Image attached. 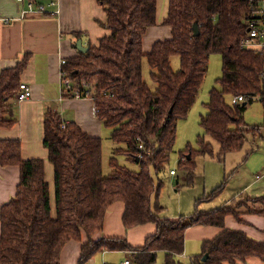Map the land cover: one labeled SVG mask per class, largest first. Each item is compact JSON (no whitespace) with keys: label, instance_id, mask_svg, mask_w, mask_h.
Returning <instances> with one entry per match:
<instances>
[{"label":"trees","instance_id":"16d2710c","mask_svg":"<svg viewBox=\"0 0 264 264\" xmlns=\"http://www.w3.org/2000/svg\"><path fill=\"white\" fill-rule=\"evenodd\" d=\"M98 1L107 14L102 25L110 34L97 46L89 45L87 53L68 59L63 69L70 78L84 79L94 87L97 117L119 145L110 160L112 171L103 175L102 138L89 136L75 122L64 123L60 114L52 111L45 114L43 144L54 166L53 196L45 161L23 159L18 140H0V165H16L21 170L16 196L1 210L0 264H60L63 247L71 240L81 241L84 232L88 242L82 248L81 264L103 250L131 251L135 264H154L158 252L163 251L164 264H178L185 232L194 225H213L223 231L204 242L202 253L190 264H237L248 257L264 262V242L225 227L227 215L239 219L235 208L241 205L247 213L264 215V196L173 220L161 216L163 179L154 178L167 169L178 123L195 104L213 54L221 55L222 75L218 87L209 93L208 114L200 120L204 137L199 138L197 149L188 144L180 152L178 168L193 175L197 157L222 161L245 145L247 107L256 100L264 104V58L257 50L241 45L248 34L247 1L169 0L163 25L171 28L172 37L155 41L148 52H144L143 38L148 28L158 23V0ZM194 23L199 26L198 36L194 35ZM175 56L180 58L177 71L171 64ZM145 58L157 71L151 73L155 91L143 77ZM26 63L24 60L0 73V127L17 122L14 107ZM240 95L246 97L244 102H228ZM120 156L139 170L121 165ZM221 189H216L215 195ZM119 201L125 204L126 229L157 225L156 233L143 246L134 248L121 238L93 240L103 230L107 211Z\"/></svg>","mask_w":264,"mask_h":264},{"label":"crops","instance_id":"0c3cea01","mask_svg":"<svg viewBox=\"0 0 264 264\" xmlns=\"http://www.w3.org/2000/svg\"><path fill=\"white\" fill-rule=\"evenodd\" d=\"M163 1L158 0V16L162 15ZM27 8L25 1L0 0V73L26 60L27 63L20 80L21 83L28 84L32 90L31 98L21 102L16 101L14 113L17 122L10 127H0V140H18L21 143L23 159L39 158L45 161V175L50 183L53 196L54 166L48 160L49 151L43 144L46 112L59 113L64 123L75 122L91 137L102 138L105 127L94 112L95 101L93 99L74 98L64 91L61 82V70L63 69L61 62L79 55L78 40L81 39L84 46H97L102 38L110 34V31L102 25L106 22L107 14L98 0H59L56 8L48 2L47 12L28 11ZM55 9L57 13H50ZM166 12L168 13V8ZM164 19L165 14L160 19L158 18L155 26L148 28L149 40L160 36L161 29L157 27L159 25L168 28V31L164 29L169 35L165 39L172 37L171 28L163 25ZM144 39L145 35L143 49ZM144 52L148 51L144 49ZM255 153L252 163L249 158L247 163L243 162L233 172L231 179L237 178L238 180L235 192L222 202L224 204H220L221 206L213 210L227 205H239L246 200L264 196V165H262L264 155L259 156L263 153L259 148L255 150ZM256 160H260V164L251 165L255 164ZM175 172V175H171L172 177L177 176L178 172L176 170ZM20 177L19 166L3 167L0 165V238L1 210L16 196ZM176 182L179 184V180ZM221 186L222 189L217 195L225 189L224 184ZM235 209L239 213V219L232 214L227 215L225 227L242 231L254 241L264 242V215L247 213L243 205ZM124 212L125 204L121 201L115 202L106 213L103 230L95 234L93 240L121 238L125 239L130 246L137 248L143 246L148 238L156 233L157 225L154 223L126 229L123 223ZM182 212L183 209L178 208L174 215L162 218L175 220L180 216L192 215H183ZM198 213L200 211L196 209L193 214ZM222 231L223 228L213 225L189 227L185 232V248L183 254L178 256L180 261L178 264H190L193 257L202 253L204 242L215 239ZM87 242L85 232L81 241H69L61 251L60 264H81L82 248ZM160 257L163 259L161 264H164L166 256L163 251L158 252L154 264H157ZM126 260H130V264H135L131 251L103 250L88 261L91 264H123ZM237 264H264V262L258 257H248L245 262L237 261Z\"/></svg>","mask_w":264,"mask_h":264},{"label":"rangeland","instance_id":"374dc122","mask_svg":"<svg viewBox=\"0 0 264 264\" xmlns=\"http://www.w3.org/2000/svg\"><path fill=\"white\" fill-rule=\"evenodd\" d=\"M167 8L168 0H164L161 11L162 15L158 16L159 19L164 14L166 17ZM157 27L161 29L159 37L149 40V32L145 34V51H149L152 44L157 39L169 37L168 33L164 31V29L168 31L167 27L162 25ZM171 64L174 71L179 70L180 58L178 56L172 57ZM152 72L156 73L157 71L149 66L145 58L143 61V77L151 89L155 91L157 89V84L152 79ZM221 75V55L213 54L210 56L207 75L195 104L190 109L187 118L178 123L176 143L171 151L167 169L157 177H154L156 180L163 179V186L159 194V203L164 208L161 213L162 217L174 215L178 208L183 209V215H193L196 209L200 212H206L217 208V206H221L220 204H224L222 202L231 196L238 186L237 178L231 179L235 169L239 165H242L243 162L247 163L249 158L251 159L250 163H252V157L256 155L255 150H257V148L263 152L259 154V156L264 155V108L262 102L258 100L249 105L245 114V120L247 122V141L240 151L228 153L223 157L222 161L209 156L197 157L195 159L196 169L193 175L187 170L178 168L180 152L184 151L188 144H190L192 148L197 149L199 138L204 137V131L200 125V120L203 116L208 114L206 105L209 102V93L213 87H218L216 82ZM254 128L255 130L253 131ZM110 135L111 130L104 127L102 135L104 176L110 175L112 171L110 160L115 156V149L119 146L111 139ZM205 140L214 143L215 147L217 149L219 148V145L209 136H205ZM118 160L121 165L139 170V167L136 166L135 163H130L124 156L118 157ZM262 160H264L263 157ZM259 164L260 160H256V163L251 165ZM262 165H264V161H262ZM171 169L178 172L177 176L172 177L170 175ZM177 180H179V184H177ZM222 184L225 185V189L220 195L216 196L215 191ZM162 260V257L158 258L157 264H161Z\"/></svg>","mask_w":264,"mask_h":264},{"label":"built area","instance_id":"2783aa9c","mask_svg":"<svg viewBox=\"0 0 264 264\" xmlns=\"http://www.w3.org/2000/svg\"><path fill=\"white\" fill-rule=\"evenodd\" d=\"M21 2H26L28 11H41L47 12L46 5L38 4L35 0H19ZM59 0H49V4L53 7H57ZM249 5L250 17L248 18L246 25L248 34L247 37L242 40V47L254 49L260 52L264 58V0H246ZM50 13H57V9ZM67 60H63L61 63L64 66ZM61 82L64 87V91L69 93L72 97L78 99L91 98L93 99V85L82 79L70 78L64 69L61 70ZM263 82H264V72H263ZM32 97L31 87L22 83L20 85L19 93L16 95V101L21 102ZM246 100L243 95L231 97L229 103L231 105H236L242 103ZM95 114L99 112L98 108L95 106ZM139 149L143 150L144 145L140 143ZM142 156L140 155L139 158ZM175 170H171V175H175ZM259 177V176H258ZM85 264H91L87 261ZM123 264H130V260H126Z\"/></svg>","mask_w":264,"mask_h":264},{"label":"water","instance_id":"95a60500","mask_svg":"<svg viewBox=\"0 0 264 264\" xmlns=\"http://www.w3.org/2000/svg\"><path fill=\"white\" fill-rule=\"evenodd\" d=\"M193 31H194V35L195 36H198L200 31H199V26H198V23H194V26H193ZM77 49L78 51L82 52V53H87L90 49L89 46H84L83 43H82V40H78L77 42ZM244 105H246V103H244ZM139 160V158H137V161ZM206 256L203 257V260L205 261L206 260Z\"/></svg>","mask_w":264,"mask_h":264}]
</instances>
